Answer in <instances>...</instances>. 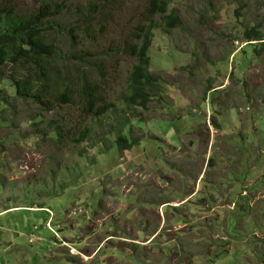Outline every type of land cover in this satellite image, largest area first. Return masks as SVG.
<instances>
[{
  "label": "rangeland",
  "instance_id": "rangeland-1",
  "mask_svg": "<svg viewBox=\"0 0 264 264\" xmlns=\"http://www.w3.org/2000/svg\"><path fill=\"white\" fill-rule=\"evenodd\" d=\"M56 1L67 10L55 42L99 87L103 124L93 119L95 141L61 146L23 138L31 124L5 115L0 264H264V50H242L251 29L264 34V0H168L173 30L152 0ZM150 21L158 83L147 109L129 108L128 47ZM19 109L23 120L42 108ZM82 109L74 97L45 112L83 129ZM122 117L136 145L120 153L99 136L114 141Z\"/></svg>",
  "mask_w": 264,
  "mask_h": 264
},
{
  "label": "trees",
  "instance_id": "trees-1",
  "mask_svg": "<svg viewBox=\"0 0 264 264\" xmlns=\"http://www.w3.org/2000/svg\"><path fill=\"white\" fill-rule=\"evenodd\" d=\"M66 4L56 0H40V4L36 1L32 9L22 11L16 1L0 0V124L8 123L5 115L12 111L13 126L17 122L29 123L34 129L33 134H22L23 138L29 139L32 135L43 143L54 142L61 146L70 142L82 145L92 139L95 141L93 119L103 124L98 114L101 106H98L99 96L96 92L99 87L92 86L86 71L73 64L78 57L67 56L55 42L54 33L58 31L56 21L67 10ZM167 4L168 0H152L151 13L164 18L166 27L173 30L181 26V21L175 12L169 13ZM77 13L80 23H90L96 11H92L90 16L84 11ZM155 28L153 21L140 27L141 35L128 47L129 53L137 61L130 74V94L125 97V104L129 108L139 106L147 109L158 83V78L150 72L148 56ZM247 34L246 40L250 45L247 44L242 50L246 47L252 48L253 53L258 48L264 50V34L255 29ZM66 35L70 40L75 39L73 31H68ZM252 41L258 43L251 44ZM61 59L64 60L63 64H60ZM74 97L81 100L83 117L91 121L83 129L74 128L72 120L68 121L65 117L50 118L45 112H55L60 106L72 105ZM30 103L39 105L41 111L19 119L22 111L19 109L20 104ZM130 123L131 119H118L111 126L115 140L108 141L109 136L102 133L99 136L102 140L100 143L114 142L120 153L130 150L136 145L125 134Z\"/></svg>",
  "mask_w": 264,
  "mask_h": 264
}]
</instances>
